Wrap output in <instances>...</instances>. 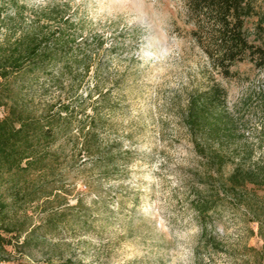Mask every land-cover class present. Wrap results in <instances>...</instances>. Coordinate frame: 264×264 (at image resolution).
Returning a JSON list of instances; mask_svg holds the SVG:
<instances>
[{
  "label": "rangeland",
  "instance_id": "rangeland-1",
  "mask_svg": "<svg viewBox=\"0 0 264 264\" xmlns=\"http://www.w3.org/2000/svg\"><path fill=\"white\" fill-rule=\"evenodd\" d=\"M19 1L28 15L65 11L91 71L75 82L52 63L13 79L37 113L69 105L75 115L54 146L53 196L19 209L36 232L3 264H264V188L226 186L236 165L264 168V67L238 62L225 77L210 35L219 27L188 0ZM258 21L246 23L255 43L264 40ZM213 83L227 89L235 125L221 179L216 167L208 178L183 118L190 94ZM82 127L95 130L91 153L80 152ZM200 195L216 203L207 224Z\"/></svg>",
  "mask_w": 264,
  "mask_h": 264
},
{
  "label": "trees",
  "instance_id": "trees-1",
  "mask_svg": "<svg viewBox=\"0 0 264 264\" xmlns=\"http://www.w3.org/2000/svg\"><path fill=\"white\" fill-rule=\"evenodd\" d=\"M188 2L193 13L207 15L219 27V33L211 31L210 35L219 52L217 69L225 77L237 75L232 66L238 62L249 61L264 67V40L251 41L246 28L247 19L257 15V28L264 34V12H258V0ZM25 6L19 0H0V110L6 109L0 118V264L10 262L12 248L25 245L36 232L35 227L25 225L29 213L19 209L23 210L25 204L35 199L48 201L53 196V189L45 184L51 176L53 155L57 154L54 146L60 135L71 129L75 115L69 105L53 108V112L37 113L13 79L25 72L45 69L52 63H63L62 74L68 71L75 74V82L91 71L89 55L80 56L74 48L78 35L70 33L73 24L65 11L56 8L28 15ZM228 95L219 83L198 89L188 97L183 115L196 151L208 159V178L214 177L211 168L216 167V178L221 179L227 164L222 143L229 140L235 126L227 112ZM80 131L85 138L80 152L91 153L96 145L95 130L82 127ZM228 180L230 183L226 186L230 188L248 184L264 188V168L244 172L236 165ZM195 208L207 224L216 203L213 198L200 195ZM11 213L14 214L11 216ZM13 232H17L16 244L8 236ZM23 234L26 236L20 243Z\"/></svg>",
  "mask_w": 264,
  "mask_h": 264
}]
</instances>
